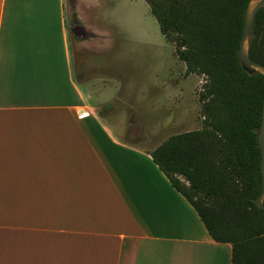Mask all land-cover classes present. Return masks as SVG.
I'll list each match as a JSON object with an SVG mask.
<instances>
[{"label":"crops","instance_id":"crops-1","mask_svg":"<svg viewBox=\"0 0 264 264\" xmlns=\"http://www.w3.org/2000/svg\"><path fill=\"white\" fill-rule=\"evenodd\" d=\"M108 3L0 0V264H232L134 140L140 108L92 72Z\"/></svg>","mask_w":264,"mask_h":264},{"label":"trees","instance_id":"trees-1","mask_svg":"<svg viewBox=\"0 0 264 264\" xmlns=\"http://www.w3.org/2000/svg\"><path fill=\"white\" fill-rule=\"evenodd\" d=\"M187 74L205 77L202 129L172 135L151 152L194 206L212 237L232 244V264H264V209L258 136L264 75L250 74L238 51L250 0H145ZM264 64V7L249 40Z\"/></svg>","mask_w":264,"mask_h":264},{"label":"rangeland","instance_id":"rangeland-1","mask_svg":"<svg viewBox=\"0 0 264 264\" xmlns=\"http://www.w3.org/2000/svg\"><path fill=\"white\" fill-rule=\"evenodd\" d=\"M108 10V20L102 24L107 29V44L98 45L97 50L87 54L101 66L93 62L92 72L103 74L111 81L117 79L123 92L140 108V117L146 126L133 128L134 140L140 146L152 148L162 144L171 133L202 129L205 116L199 97L205 77L188 74L189 79L185 81L186 65L177 56L175 44L161 32L148 3L109 0ZM168 85L187 93L184 97L180 93L173 95L180 104L178 109L173 108L169 99ZM172 114L189 116L188 123L176 128L164 127L172 122ZM124 129L129 135L132 128Z\"/></svg>","mask_w":264,"mask_h":264},{"label":"water","instance_id":"water-1","mask_svg":"<svg viewBox=\"0 0 264 264\" xmlns=\"http://www.w3.org/2000/svg\"><path fill=\"white\" fill-rule=\"evenodd\" d=\"M263 7H264V0H250L245 14V25L240 40V47L238 54L241 62L245 65L246 71L249 72L250 74L259 72L264 75V64L255 61L249 55V40L251 37L252 29L256 20V16L259 10L262 9ZM258 141L261 149V173H262L263 188L256 202L259 208L264 209V103H263L261 126L259 128Z\"/></svg>","mask_w":264,"mask_h":264}]
</instances>
